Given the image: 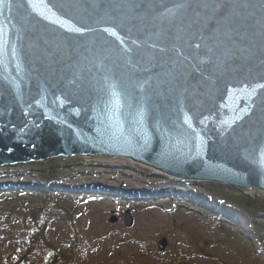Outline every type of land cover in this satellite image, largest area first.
I'll return each mask as SVG.
<instances>
[{"label": "water", "instance_id": "water-1", "mask_svg": "<svg viewBox=\"0 0 264 264\" xmlns=\"http://www.w3.org/2000/svg\"><path fill=\"white\" fill-rule=\"evenodd\" d=\"M97 157L264 195V0H0V169Z\"/></svg>", "mask_w": 264, "mask_h": 264}, {"label": "trees", "instance_id": "trees-1", "mask_svg": "<svg viewBox=\"0 0 264 264\" xmlns=\"http://www.w3.org/2000/svg\"><path fill=\"white\" fill-rule=\"evenodd\" d=\"M86 166L82 159H53L24 168L36 173L34 175L45 185L55 181L58 173ZM35 168L41 171L34 172ZM185 185L211 197L231 201L242 210L264 213V197L257 193L207 182ZM70 194L63 186H49L47 190L42 185L29 190L0 186V264H198L197 261H201L199 264H253L250 257L254 253L247 240L228 232L231 236L228 241L222 232L210 231L207 227L190 236L167 234L172 247L170 258L165 252L159 253L152 241L146 244L141 237L116 235L87 226L81 219L80 204L74 202ZM82 199L85 202L89 197ZM192 201L191 207L207 210L213 217L223 214L220 208L208 209L210 203L200 197H193ZM257 256L254 263L260 264Z\"/></svg>", "mask_w": 264, "mask_h": 264}, {"label": "rangeland", "instance_id": "rangeland-1", "mask_svg": "<svg viewBox=\"0 0 264 264\" xmlns=\"http://www.w3.org/2000/svg\"><path fill=\"white\" fill-rule=\"evenodd\" d=\"M82 160L88 167L58 173L55 181L45 185L38 180L39 176L34 175L36 173L25 170L24 167L28 165L2 168L0 186L21 187L24 190L37 185H42L46 190L49 186H63L69 189L70 198L80 204L83 215L79 221L80 218L84 219L87 226L116 235L124 233L126 237H141L140 240L146 244L152 241L156 249L159 241L166 238L164 252L169 257L172 247L167 234L190 236L207 227L210 231L222 232L224 238L230 241V232L239 239L247 240L252 245L251 252L258 255L260 264H264V213L242 210L231 201L222 203L219 196L213 195L210 207L218 206L223 213L213 217L206 210H196L189 205L191 201L188 196L201 195L204 200L210 198L205 192L187 187L185 184L190 181L173 178L153 166L134 163L129 159L97 157ZM33 171L41 169L35 168ZM246 193H257L264 197L256 191ZM84 197H89V200L84 202ZM127 213L132 218L130 228L124 225ZM236 248L241 253L247 249L245 245L243 249ZM254 255L250 257L253 264L256 261ZM162 257L166 259L165 255ZM159 260L162 261L161 258ZM197 262L199 264L201 261Z\"/></svg>", "mask_w": 264, "mask_h": 264}]
</instances>
